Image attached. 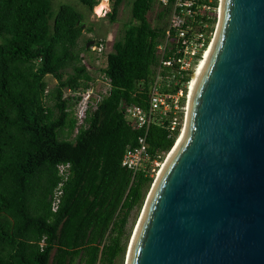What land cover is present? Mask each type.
Listing matches in <instances>:
<instances>
[{"label":"trees","instance_id":"16d2710c","mask_svg":"<svg viewBox=\"0 0 264 264\" xmlns=\"http://www.w3.org/2000/svg\"><path fill=\"white\" fill-rule=\"evenodd\" d=\"M79 1L88 11L99 3ZM125 1L132 19L102 68L110 88L77 125L74 105L81 96L66 90H86L94 80L78 50L86 14L67 3L55 11L52 0H0V264L123 262L131 213L155 178L152 162L168 155L184 117L179 112L172 129L173 114L155 112L147 133L150 160L134 177L122 166L143 132L127 119L125 105L149 107L157 46L172 24L173 4L110 0L112 22ZM201 19L206 16L191 24ZM217 20L210 18L211 31ZM177 29L172 26L173 35ZM49 75L57 80L52 89ZM188 78H164L161 90L176 92ZM61 163L70 164L66 180Z\"/></svg>","mask_w":264,"mask_h":264},{"label":"water","instance_id":"95a60500","mask_svg":"<svg viewBox=\"0 0 264 264\" xmlns=\"http://www.w3.org/2000/svg\"><path fill=\"white\" fill-rule=\"evenodd\" d=\"M211 42L126 264H264V0H222Z\"/></svg>","mask_w":264,"mask_h":264},{"label":"built area","instance_id":"2783aa9c","mask_svg":"<svg viewBox=\"0 0 264 264\" xmlns=\"http://www.w3.org/2000/svg\"><path fill=\"white\" fill-rule=\"evenodd\" d=\"M158 1L162 4L170 2V0ZM107 2L109 3L110 0H107ZM219 5L220 0H173L172 24L169 26L164 39L157 46L159 65L156 68L155 78L149 89V107L144 109L140 105H125L127 119L134 127L143 129V132L137 138L136 144L127 148L121 161L122 166L131 170L133 177L150 160L147 133L150 125L156 120L155 112L160 115L173 114L171 122V128L173 129L179 122L178 113L182 111L184 114L182 124L184 123L192 74L198 69L207 49L210 47L214 31L209 29L211 27L209 20L219 16ZM107 11L105 10L104 13ZM197 15L206 16V19H201L197 24L192 25L191 21ZM182 23H186L185 27H181ZM172 26L178 27L176 35L171 32ZM96 49L101 54L104 49L103 42L100 41L96 44ZM176 75H179L180 78L187 76L189 78L181 83V87L176 92L161 90L162 80L175 77ZM107 83L109 84L108 80ZM93 91L91 82L86 90L77 92L68 90L72 96H81L77 102L80 108L75 110L74 106L77 125L85 124L88 112L96 110L98 103L104 97L100 95L94 97ZM162 164L158 160L152 162V175L158 174ZM69 168V163L58 165V171L63 176V180L67 179ZM62 184L63 181L59 183L55 191L56 197L53 202V209H56L59 203L60 186Z\"/></svg>","mask_w":264,"mask_h":264},{"label":"rangeland","instance_id":"374dc122","mask_svg":"<svg viewBox=\"0 0 264 264\" xmlns=\"http://www.w3.org/2000/svg\"><path fill=\"white\" fill-rule=\"evenodd\" d=\"M102 2L103 3L105 2L104 7H102L101 11L99 12L98 6ZM64 3L71 4L86 14V17L83 22V34L79 40L78 50L84 62L88 64V67H89L88 69L94 77V80L91 81V86L94 89L92 93L93 96L94 97H98L99 95L104 96L108 92L109 84L107 83V80L105 79L102 68L106 66L107 54L113 50L112 47H113L114 41L122 36L125 24L129 23L132 19L131 13H130V4L128 1H125L120 7L118 19L112 22L108 15V12L111 10V2L108 3L107 0H99V3L93 8L92 11H88L79 0H52L53 9L57 11L60 5ZM105 10H108V11L104 13ZM151 14L154 16L155 8L151 10ZM91 40H93L92 43L90 42ZM100 41L103 42V46H104L103 52L101 54H99L96 51L97 50L96 44H98ZM85 45H88V46H85ZM46 79L49 85L48 89H52L57 83V80L51 75L47 76ZM68 94L69 92L68 90H66V95ZM74 106H75V110L76 108L77 109L80 108L79 104L77 105V103ZM183 125L184 123L182 124V128L184 129ZM76 132H77V129L75 130V133ZM165 158L163 161H161L162 163L165 161ZM156 176L157 174L155 175V178ZM152 184L146 191L145 198L142 202V205L138 209H134L131 213L130 221H129V225L131 226V233H130V238L128 240L126 252L124 253L122 264H126L128 246H129L133 231L135 229V226L142 213L146 198L152 188Z\"/></svg>","mask_w":264,"mask_h":264},{"label":"bare ground","instance_id":"6f19581e","mask_svg":"<svg viewBox=\"0 0 264 264\" xmlns=\"http://www.w3.org/2000/svg\"><path fill=\"white\" fill-rule=\"evenodd\" d=\"M221 1L222 0H220V5H219V8L221 7ZM105 3V2H104ZM104 3L102 2L101 4H99V6H98V11L100 12L101 11V9H102V7H104ZM219 15H220V9H219ZM218 20H219V16H218ZM218 20H217V23H216V25H215V30H216V28L218 27ZM212 43V42H211ZM211 45V44H210ZM209 49V48H208ZM208 49H207V51H208ZM207 51H206V53H207ZM206 53H205V55H206ZM205 55H204V57H205ZM204 59V58H203ZM203 59H202V61H203ZM202 61H201V63H202ZM201 63H200V65H201ZM199 65V66H200ZM199 68V67H198ZM197 71V70H196ZM196 71H194V72H196ZM193 72V73H194ZM194 80V78H193V74H192V78H191V81H190V91H189V96H190V92H191V89H192V85H193V80ZM188 103H189V99H188ZM187 110H188V105H187ZM184 131V129L182 128L181 129V133H180V135H179V137H178V139L177 140H179V138H180V136H181V134H182V132ZM161 171V170H160ZM162 172V171H161ZM160 175V174H159ZM151 193H152V191H150L149 192V194H148V196H147V198H146V204L148 203V200H149V198H150V196H151ZM146 206V205H145ZM141 219V218H140ZM140 221V220H139ZM138 224H139V222H138ZM138 224H137V226H136V230H137V227H138ZM136 230H135V232H136ZM134 235H135V233H134ZM134 235H133V238H134ZM132 241H133V239H132ZM132 241H131V244H132ZM131 244H130V246H131ZM129 250H130V248H129ZM129 254V253H128Z\"/></svg>","mask_w":264,"mask_h":264}]
</instances>
